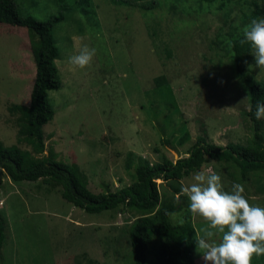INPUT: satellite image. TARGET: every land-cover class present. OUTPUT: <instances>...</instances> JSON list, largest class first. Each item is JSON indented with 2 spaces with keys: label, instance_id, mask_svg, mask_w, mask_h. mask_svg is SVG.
Masks as SVG:
<instances>
[{
  "label": "rangeland",
  "instance_id": "374dc122",
  "mask_svg": "<svg viewBox=\"0 0 264 264\" xmlns=\"http://www.w3.org/2000/svg\"><path fill=\"white\" fill-rule=\"evenodd\" d=\"M16 1L22 14L39 19L66 5L64 19L52 29L62 85L47 92L55 115L43 128L45 152L50 147L58 160L76 162L93 192L103 190L106 182L112 190L131 183L133 168L125 167L130 150L151 160L162 153L176 159L187 155L200 136L218 146L243 143L251 136L246 84L234 57L224 56L217 40L226 38L228 22H239L243 13L252 11L242 1L215 0L211 6L204 2L201 9H196L198 0H144L141 7L133 6V0H92V9L90 4L81 9L78 0ZM84 44L96 49L92 61L84 68L73 67L68 57ZM249 66L253 75L264 78V67ZM35 68L27 28L0 22V141L6 146L17 144L18 123L27 118ZM158 76L167 83L154 86ZM170 87L173 95L164 108L161 97L170 94ZM162 107V115L154 116ZM185 131L188 137L181 142ZM224 172L222 184L230 186ZM193 173L181 184L191 182ZM2 180L0 211L14 230L5 231L0 264H133L128 237L133 213L127 214L129 221L122 212L88 213L62 198L57 188L45 194L40 180L13 182L4 175ZM262 180L263 186L264 175ZM159 188L164 195L165 186ZM248 188L249 202L264 206V190L255 192L254 183ZM80 226L82 242L92 239L91 251L62 261L58 247L80 242V235L74 236ZM120 246L122 251L115 252ZM156 249L152 241L148 258L154 260ZM83 253L92 263L82 259ZM192 255L196 264H204L196 247Z\"/></svg>",
  "mask_w": 264,
  "mask_h": 264
},
{
  "label": "trees",
  "instance_id": "16d2710c",
  "mask_svg": "<svg viewBox=\"0 0 264 264\" xmlns=\"http://www.w3.org/2000/svg\"><path fill=\"white\" fill-rule=\"evenodd\" d=\"M214 1L198 0L199 6L196 9L203 8L204 2L211 6ZM239 1L247 4L252 11L243 13L242 20L240 19L239 22H228L225 31L226 38L218 36L217 40L222 45L223 55L231 59L234 57L235 69L246 84L251 110L248 109L245 114L251 120V136L243 143L228 142L222 146L210 143L200 136L186 150L187 155L176 159H169L162 153L159 154L158 160H151L143 155L134 154L130 150L126 153V158L130 159L125 163V167L133 168L131 183L112 190L106 182L102 183L105 186L103 190L93 192L87 186V176L78 171L76 162L58 160L57 153L50 147L45 152L46 137L43 128L55 115L47 92L59 89L62 85L55 61L59 56V50L52 29L64 19L63 10L66 9V5L64 4L58 13L39 19L31 14H22L16 0H0V22L27 28L36 67L30 92L28 115L26 119H21L18 123L17 144L6 146L0 141V187L3 175L13 182L40 180L46 187L45 194L57 188L62 198L85 212L99 213L103 210H111L112 214L122 212L126 215V221L129 216L127 214L131 212L134 218L128 222V237L133 264H196L192 252L196 247V240L202 235V230L207 225L201 217L196 216L195 218L189 212L187 196L180 191L183 186L180 181L198 170L209 172L207 168L210 167L212 171L219 174L220 171L225 170L223 176L230 182V186L229 184L228 186L223 185L225 190H231L233 182L243 184L244 195L247 196L251 195L248 188L250 183H254L255 192L264 190V185L262 186L264 175L263 119L255 117L256 101H264V78L258 79L253 75L254 70H251L249 66L250 63L254 64L253 54L247 42H240L244 25L253 18L264 16V0H237ZM78 2L77 5L81 9L89 4V8H93L92 0H78ZM143 3L144 0L131 2L133 6L139 7ZM221 7V5L216 6V8ZM225 15L227 16L226 13ZM249 57L250 63L244 60ZM154 81V86L167 83L163 77L159 76L155 77ZM169 89L170 94L164 92L161 97L163 102L165 101L162 103L164 108L170 102L169 97L173 95L171 87ZM163 107L156 109L153 115L161 116ZM77 133L81 134L82 131ZM187 137L188 131H185L181 142ZM19 144H26L29 148H23ZM154 151L157 152L158 148L154 147ZM156 179H161V181L157 182ZM165 182L167 185L164 184ZM161 184L165 186L164 195L161 194L159 188ZM40 186H37L38 189ZM182 218L183 221L177 222V219ZM198 228H202L201 233L198 232ZM6 230L13 232L14 229L7 223L5 212L0 211V248ZM71 231L75 232V228H71ZM71 231L70 234H73ZM83 234L84 228L80 226V230L74 234L75 237L80 235V242L72 241L69 244H63L60 247L62 251L58 247L57 253L61 255L62 261L74 253L91 251L90 241L92 239L84 244ZM90 235L93 238L92 231ZM66 236L69 237V234ZM152 241L157 245L154 260L147 256L148 246ZM121 251L122 246L115 248V252L120 253ZM83 258L92 263V259H89L86 253L82 254ZM57 260L60 261V258L58 257ZM94 260L97 261V259ZM76 264L84 263L80 260ZM251 264H263V260L261 261L260 256L253 254Z\"/></svg>",
  "mask_w": 264,
  "mask_h": 264
},
{
  "label": "clouds",
  "instance_id": "9594fccd",
  "mask_svg": "<svg viewBox=\"0 0 264 264\" xmlns=\"http://www.w3.org/2000/svg\"><path fill=\"white\" fill-rule=\"evenodd\" d=\"M242 33L240 42L248 43L255 66L264 67V16L253 18ZM95 52L84 44L68 60L73 67L84 68ZM255 117L264 118V101H256ZM180 191L187 196L191 215L206 221L196 240L204 264H251L253 254H264V206L249 202L243 184L233 182L231 190H225L218 172L198 170Z\"/></svg>",
  "mask_w": 264,
  "mask_h": 264
}]
</instances>
